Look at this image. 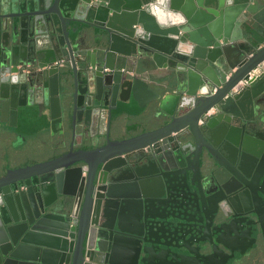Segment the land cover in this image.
Segmentation results:
<instances>
[{
  "label": "water",
  "instance_id": "water-1",
  "mask_svg": "<svg viewBox=\"0 0 264 264\" xmlns=\"http://www.w3.org/2000/svg\"><path fill=\"white\" fill-rule=\"evenodd\" d=\"M263 60L264 0H0V135L34 104L50 131L46 158L0 168V264H216L251 226L241 186L264 239V144L244 115L264 72L231 90ZM139 70L170 105L150 129L83 147L144 96Z\"/></svg>",
  "mask_w": 264,
  "mask_h": 264
},
{
  "label": "crops",
  "instance_id": "crops-1",
  "mask_svg": "<svg viewBox=\"0 0 264 264\" xmlns=\"http://www.w3.org/2000/svg\"><path fill=\"white\" fill-rule=\"evenodd\" d=\"M89 45V44H88ZM146 64V63H145ZM151 64V62L149 63ZM134 71L133 68H128ZM159 74L160 70H152ZM144 74L149 86L141 100L132 106L126 107L119 117L115 118L110 127L113 138L121 137L126 133H133L141 129L147 130L154 125L156 113L168 107L172 102V94L164 88L154 75L146 70H139ZM14 127L0 135V168H15L28 163H33L49 155L47 144L49 131V108L43 104H34L28 107Z\"/></svg>",
  "mask_w": 264,
  "mask_h": 264
},
{
  "label": "flooded vegetation",
  "instance_id": "flooded-vegetation-1",
  "mask_svg": "<svg viewBox=\"0 0 264 264\" xmlns=\"http://www.w3.org/2000/svg\"><path fill=\"white\" fill-rule=\"evenodd\" d=\"M253 69L255 72L251 77H246L238 80L232 87V91H238L245 87L247 80L252 79L259 75L260 73L264 72V60L259 63L256 67ZM252 69V70H253ZM250 70V71H252ZM249 71V72H250ZM131 72V71H130ZM248 75V74H247ZM242 81V82H241ZM216 86L213 87L212 91H215ZM211 91V92H212ZM246 107L244 108V115L251 120L249 127L247 128L249 133L256 135V137H259L261 139V143L264 144V93L261 96H250L248 95L246 97ZM214 109V108H213ZM212 109V111H213ZM114 119L111 118L110 125L107 126L105 123L102 126V129L100 130V134L98 135V140L91 142L90 144H87L83 147L89 148V147H96L104 144L106 140V136L110 139H122L134 134H137L141 131H144L143 129L139 131H133V133H126L125 135H122L118 138H113L110 134V127L111 123ZM264 158V157H263ZM262 167L260 168V173L263 171L264 168V160L261 162ZM259 173V176H260ZM264 176V174H263ZM262 178V176H260ZM197 182V181H196ZM201 184V189L205 193L204 195L209 196L208 200H211V196L213 194H217L219 190V184L216 181L214 177H212V174L208 168H206L205 165H203V162H200L199 165V181ZM237 183L239 185V182H232V186L236 185ZM250 186L253 189H256L258 187V183L254 180L250 182ZM264 187V186H263ZM241 189H243L241 195L244 199V205L240 208L239 216H246L251 220V226L248 232L244 231L242 235H235L234 233H229L227 238V244L230 245L227 248L222 247V245H218V260L216 264H264V239L262 234L260 233V229L258 224L256 223V217L253 214L254 210L251 207V201L250 199V193L248 189H244L243 186H241ZM202 196L204 197V195ZM258 194V193H257ZM263 206L264 210V201L260 199L259 205ZM203 205L207 210V207L211 209L210 206H208L205 201H203ZM261 207V206H260ZM259 207V208H260ZM198 209V208H196ZM246 220V219H245ZM255 221V222H254ZM210 232L207 231L205 233H200L199 238H202V240L207 239V249L205 250V253L211 252V245L213 244L212 241V234H209Z\"/></svg>",
  "mask_w": 264,
  "mask_h": 264
},
{
  "label": "clouds",
  "instance_id": "clouds-1",
  "mask_svg": "<svg viewBox=\"0 0 264 264\" xmlns=\"http://www.w3.org/2000/svg\"><path fill=\"white\" fill-rule=\"evenodd\" d=\"M161 3H167V0H160ZM177 19L173 21L175 24H185L187 21L182 14L176 13Z\"/></svg>",
  "mask_w": 264,
  "mask_h": 264
},
{
  "label": "built area",
  "instance_id": "built-area-1",
  "mask_svg": "<svg viewBox=\"0 0 264 264\" xmlns=\"http://www.w3.org/2000/svg\"><path fill=\"white\" fill-rule=\"evenodd\" d=\"M255 70H257V69H253L252 71L248 72L247 77H248V78L251 77V76L253 75V73L255 72ZM241 82H242V81H241Z\"/></svg>",
  "mask_w": 264,
  "mask_h": 264
}]
</instances>
